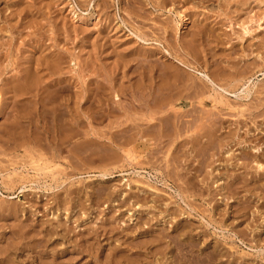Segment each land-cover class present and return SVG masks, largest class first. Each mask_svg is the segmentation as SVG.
I'll return each mask as SVG.
<instances>
[{
    "label": "rangeland",
    "instance_id": "rangeland-1",
    "mask_svg": "<svg viewBox=\"0 0 264 264\" xmlns=\"http://www.w3.org/2000/svg\"><path fill=\"white\" fill-rule=\"evenodd\" d=\"M0 264H264V0H0Z\"/></svg>",
    "mask_w": 264,
    "mask_h": 264
},
{
    "label": "bare ground",
    "instance_id": "bare-ground-1",
    "mask_svg": "<svg viewBox=\"0 0 264 264\" xmlns=\"http://www.w3.org/2000/svg\"><path fill=\"white\" fill-rule=\"evenodd\" d=\"M128 6V5H127ZM162 6V5H161ZM136 8V7H135ZM163 8V7H162ZM137 9V8H136ZM25 70H27V69H25ZM168 71V70H167ZM25 74V73H24ZM203 78H204V80H205V83L206 82H209V84L210 85H212V88H211V90H213V92H214V95H219L220 96V98L221 97H224L223 95H221L220 93H219V91L221 92V91H223V92H225L226 91V88L225 87H219L218 85H216L214 82H213V80L206 74V73H202V75H201ZM30 77V76H29ZM201 77V78H202ZM232 78V77H231ZM176 79V78H175ZM174 79V80H175ZM19 80V79H18ZM33 80V79H32ZM203 80V79H202ZM25 83L23 84L24 86H26V82H27V76L25 77ZM33 82H34V80H33ZM192 83V82H191ZM219 83V82H218ZM19 84V83H18ZM29 84V83H28ZM207 84V83H206ZM20 85V84H19ZM18 86L19 88H21L22 90H26V87H24V86ZM181 86V85H180ZM185 86V85H184ZM183 86V88H188V87H184ZM187 86V85H186ZM189 86V85H188ZM215 86H217L216 88H214ZM28 87V86H27ZM190 87V86H189ZM192 87V86H191ZM194 87V86H193ZM207 87V86H206ZM17 88V87H16ZM182 88V90H184ZM65 89V88H64ZM168 89V88H167ZM185 89V90H186ZM15 90V89H14ZM18 90V89H17ZM162 90V89H161ZM171 90V89H170ZM184 90V91H185ZM245 90V89H244ZM176 91L178 92V90L176 89ZM175 91V92H176ZM199 90H197V92H198ZM243 91V90H242ZM171 91H169V93H170ZM183 92V91H182ZM182 92H178V93H180L179 95H176V96H182L183 97V93ZM248 92V91H247ZM168 93V95H167V97L165 96V97H163V98H160V99H158L157 101H155V98H152V100H150V98H151V94H148V96H147V99H146V103L144 104V105H146L147 106V109H145V111H144V114H143V116L142 117H145V121H147V122H151L152 120H155L156 119V115L159 113V112H162L161 111V109H163V108H165L164 109V112L165 111H167L168 109H171V108H174L175 109V107H174V105H173V101H175V99L174 98H176V96H172V94H169ZM199 93V92H198ZM211 93V92H210ZM246 93V92H245ZM177 94V93H176ZM163 95V94H162ZM185 95V94H184ZM189 95H191V94H189ZM201 94H199V96H200ZM204 95V94H203ZM211 95V94H210ZM185 96H188V94L187 95H185ZM184 96V97H185ZM174 97V98H173ZM194 97V96H193ZM198 97V95L196 96V98ZM178 98V97H177ZM190 98V97H189ZM213 98V97H212ZM215 98V97H214ZM66 99V98H65ZM117 99V98H116ZM174 99V100H173ZM187 99V98H186ZM191 99V98H190ZM193 99V98H192ZM198 99V98H197ZM201 99H202V97H201ZM200 99V102L202 101ZM76 100V99H75ZM176 100H178V99H176ZM204 100V99H203ZM221 100L222 99H220L219 100V102H221ZM199 102V101H198ZM200 102H199V104H200ZM150 103H152V105L150 106V108H149V104ZM218 103V102H217ZM162 105V106H161ZM145 106V107H146ZM229 106V105H228ZM140 115H142V114H140ZM158 117V116H157ZM159 118V117H158ZM63 119V118H62ZM163 119V118H162ZM73 120H74V118H73ZM160 120V119H159ZM144 121V120H143ZM153 122V121H152ZM77 124L78 123H76V122H73L71 125H73V126H75V128H73L72 127V129H71V133H74V134H76V132H77ZM151 125L153 124V123H150ZM156 124V123H155ZM175 124V123H174ZM138 125V124H137ZM139 126V125H138ZM155 126V125H154ZM153 125L151 126V127H154ZM67 127V126H66ZM149 127H150V125H149ZM148 127V128H149ZM143 128V127H142ZM157 129V128H156ZM132 131V130H131ZM141 131V130H140ZM179 133V132H178ZM132 134V133H131ZM147 134V133H146ZM158 135V134H157ZM69 136V135H68ZM71 136V135H70ZM131 136V135H130ZM138 136H140V139H142V140H145V141H147V138H145L144 137V134H142L141 133V135H138ZM176 136V135H175ZM161 137V136H160ZM134 138V137H133ZM154 139V138H153ZM209 140V139H208ZM129 142V145H130V148H129V153H128V155H127V159L128 160H132L133 159V157H134V152H135V150H134V147H135V145L133 144V141H128ZM132 145V146H131ZM73 147V146H72ZM127 150V149H126ZM122 160V159H121ZM127 162H129V161H127ZM256 163V162H255ZM106 173H102V175H105ZM101 175V176H102ZM178 176V175H177ZM259 180V179H258ZM190 181V180H189ZM140 183V182H139ZM183 188V187H182ZM185 191V190H184ZM188 192V191H187ZM184 194V193H183ZM200 207V206H199ZM86 211V210H85ZM105 222V221H104Z\"/></svg>",
    "mask_w": 264,
    "mask_h": 264
}]
</instances>
